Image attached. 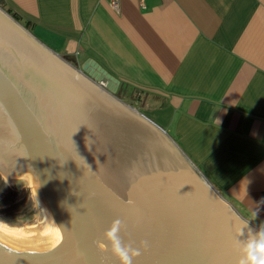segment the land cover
I'll return each mask as SVG.
<instances>
[{"label": "water", "instance_id": "water-1", "mask_svg": "<svg viewBox=\"0 0 264 264\" xmlns=\"http://www.w3.org/2000/svg\"><path fill=\"white\" fill-rule=\"evenodd\" d=\"M120 85L0 6V173L14 186L29 173L61 232L51 245L0 235V264H120L104 236L116 219L141 251L133 264H239L241 242L260 228Z\"/></svg>", "mask_w": 264, "mask_h": 264}, {"label": "crops", "instance_id": "crops-1", "mask_svg": "<svg viewBox=\"0 0 264 264\" xmlns=\"http://www.w3.org/2000/svg\"><path fill=\"white\" fill-rule=\"evenodd\" d=\"M0 1L58 54L143 93L144 114L264 225V0Z\"/></svg>", "mask_w": 264, "mask_h": 264}, {"label": "rangeland", "instance_id": "rangeland-1", "mask_svg": "<svg viewBox=\"0 0 264 264\" xmlns=\"http://www.w3.org/2000/svg\"><path fill=\"white\" fill-rule=\"evenodd\" d=\"M25 22L26 21L23 20L20 23L25 26ZM29 30L37 38L40 40L42 39L39 32H34L32 28ZM118 96L140 112H143L140 106V101H142L144 96L143 93L121 83ZM37 197L39 196L35 191L34 185L23 183L20 186H14L0 173V223H4L11 227L37 223L39 219L43 218L42 208ZM254 223L259 228L262 225L258 222Z\"/></svg>", "mask_w": 264, "mask_h": 264}, {"label": "clouds", "instance_id": "clouds-1", "mask_svg": "<svg viewBox=\"0 0 264 264\" xmlns=\"http://www.w3.org/2000/svg\"><path fill=\"white\" fill-rule=\"evenodd\" d=\"M122 221L116 219L104 236L111 245L113 254L118 258L120 264H133V260L141 255L139 248L131 244H125L120 236ZM250 236L246 241H242L241 259L239 264H264V225L259 231L249 229ZM57 237L61 236L59 229L56 230ZM101 249L106 250L104 242L99 243Z\"/></svg>", "mask_w": 264, "mask_h": 264}, {"label": "bare ground", "instance_id": "bare-ground-1", "mask_svg": "<svg viewBox=\"0 0 264 264\" xmlns=\"http://www.w3.org/2000/svg\"><path fill=\"white\" fill-rule=\"evenodd\" d=\"M11 180L33 185V179L29 173L13 176ZM37 199L42 208V219H39L35 224L27 225L25 223L26 225L19 227H11L0 223V235L20 246L56 244L58 239L56 235L57 227L53 217L43 200L40 197H37Z\"/></svg>", "mask_w": 264, "mask_h": 264}, {"label": "trees", "instance_id": "trees-1", "mask_svg": "<svg viewBox=\"0 0 264 264\" xmlns=\"http://www.w3.org/2000/svg\"><path fill=\"white\" fill-rule=\"evenodd\" d=\"M0 6H1L2 8H4V9H6V11H7L8 13H10V14H11L15 19H17L19 22H22V21L24 20V18H23L19 13L13 11V10L10 9V8H7V7L4 5V3H2L1 1H0ZM24 21H26V20H24ZM25 27L28 28V29H30V28L33 27V23L30 22V21H26V22H25Z\"/></svg>", "mask_w": 264, "mask_h": 264}, {"label": "built area", "instance_id": "built-area-1", "mask_svg": "<svg viewBox=\"0 0 264 264\" xmlns=\"http://www.w3.org/2000/svg\"><path fill=\"white\" fill-rule=\"evenodd\" d=\"M142 5L144 4V0H140ZM108 4L110 7L115 11V12H120L121 10V0H107Z\"/></svg>", "mask_w": 264, "mask_h": 264}, {"label": "flooded vegetation", "instance_id": "flooded-vegetation-1", "mask_svg": "<svg viewBox=\"0 0 264 264\" xmlns=\"http://www.w3.org/2000/svg\"><path fill=\"white\" fill-rule=\"evenodd\" d=\"M10 182V181H9Z\"/></svg>", "mask_w": 264, "mask_h": 264}]
</instances>
